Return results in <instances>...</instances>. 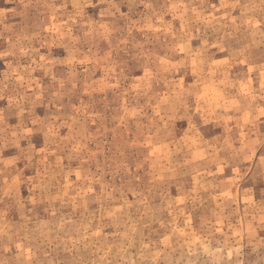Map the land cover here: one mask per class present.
<instances>
[{
	"label": "rangeland",
	"instance_id": "rangeland-1",
	"mask_svg": "<svg viewBox=\"0 0 264 264\" xmlns=\"http://www.w3.org/2000/svg\"><path fill=\"white\" fill-rule=\"evenodd\" d=\"M0 264H264V0H0Z\"/></svg>",
	"mask_w": 264,
	"mask_h": 264
}]
</instances>
